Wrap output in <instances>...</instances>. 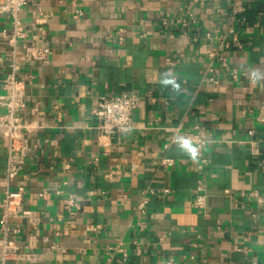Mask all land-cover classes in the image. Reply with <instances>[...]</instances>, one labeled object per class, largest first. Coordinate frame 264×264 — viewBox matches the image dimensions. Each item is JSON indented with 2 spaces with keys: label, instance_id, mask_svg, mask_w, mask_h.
<instances>
[{
  "label": "crops",
  "instance_id": "1",
  "mask_svg": "<svg viewBox=\"0 0 264 264\" xmlns=\"http://www.w3.org/2000/svg\"><path fill=\"white\" fill-rule=\"evenodd\" d=\"M187 2L194 22L182 30L163 29L161 18L176 16ZM230 3L27 1L21 11L26 41L36 38L50 52L19 77L33 75L25 115L46 126L30 134L22 172L12 177L5 172L0 129V197L7 187H24L23 216L11 221L19 228L13 240L33 253L7 264H166L169 258L174 264H264V120L257 119L264 110V0H244L241 47L221 48L237 79L225 72L217 85L203 82L205 50L216 49L224 36L216 13ZM77 7L83 14L74 19ZM8 23L0 14V27ZM6 53L0 39V95ZM122 93L137 95L132 128L110 138L99 135L95 102ZM196 126L207 141L202 168L182 141L163 149L174 129L181 138ZM250 129L259 154L247 142ZM163 157L174 164L162 168ZM110 171L115 178L105 176ZM199 179L204 209L193 206ZM146 188L155 193L145 194L146 212L140 214L136 206ZM163 188L169 192L161 193ZM68 195L79 202L72 217L62 209ZM26 215L39 218L37 230ZM115 246L127 253L125 261L120 252L107 253Z\"/></svg>",
  "mask_w": 264,
  "mask_h": 264
},
{
  "label": "built area",
  "instance_id": "2",
  "mask_svg": "<svg viewBox=\"0 0 264 264\" xmlns=\"http://www.w3.org/2000/svg\"><path fill=\"white\" fill-rule=\"evenodd\" d=\"M28 0H2L0 3V14H5L9 18L8 28L0 27V39L7 46L6 71L3 75L2 89L4 94L0 95V129L2 130L1 146L4 152L5 172L7 176H18L23 169L25 159L29 151V136L32 132H37L46 126V123L39 117L27 118L25 110L27 108L26 85L29 84L33 75L25 74L19 77L21 70L24 67L31 66L37 62L47 60L50 49L46 45L38 43L37 39H32L33 43H27L28 32L25 29L21 19L22 7L26 5ZM78 0H70L73 5H76ZM82 2L92 0H80ZM202 0H191L192 3H197ZM246 5L244 0H231L230 6L226 10L216 13L217 26L223 31L224 36L220 38L218 47L208 48L205 50V55L208 61L205 67V76L203 82L207 84L217 85L220 81V75L226 72L233 80L238 77L237 71L229 65L221 54V48L228 49L232 45L241 47L240 32L242 26L247 22ZM185 10V12H184ZM41 15L42 13L39 12ZM83 14V10L79 7L72 12V18L76 19ZM194 15L191 12L190 3H185L180 9L179 14L174 17L164 16L161 18V26L163 29L182 30L189 23L194 22ZM123 29H119L121 33ZM209 38V35H206ZM108 37L113 38L109 35ZM122 40V36H118ZM0 60L3 59L0 57ZM167 66L171 67L174 62L168 57L166 58ZM175 78H172L174 80ZM137 102V95L134 93H122L111 97H100L92 108V115L95 120L94 129L101 136L112 137L119 132H126L132 128V111ZM38 109L34 107L32 113H37ZM258 120H264V110L258 115ZM197 131L184 132L181 138H177V130L174 129L169 140L163 144V149L177 141L187 140L192 143L197 150L196 156L199 159V167L206 163L204 155V147L207 141L201 136V129L195 127ZM255 131L248 130L251 151L259 154L258 148L252 146L255 143ZM174 164L172 158L163 157L159 160V166L168 168ZM68 164L65 165V168ZM108 179L115 178L113 171L105 175ZM204 184L201 179L198 181V194L195 196L193 206L199 209L205 208V194L202 193ZM24 187L17 186L15 189H4L0 197V264H7L11 259L29 260L33 258V253L24 251L13 240V236L18 234L19 228L11 225V221L22 217L24 210ZM161 193H168V188L160 190ZM154 194L153 188H146L142 191V195L138 200L136 210L140 214H145L147 198L145 194ZM224 193L229 195L230 190L225 189ZM253 197L256 202L261 203L263 199L256 191L247 193ZM79 208V202L73 195H68L62 200V209L68 216H75ZM27 218L30 227L37 230L39 226V218L37 216H24ZM139 226H141L139 224ZM91 228L98 230L99 225H90ZM163 239V236L160 238ZM51 248H55V242ZM28 248V247H27ZM136 250L139 249L138 244H135ZM117 251L122 254L123 261L127 258V253L120 247H109L107 253ZM109 264V263H107ZM166 264H174L173 259L169 258ZM251 264H256L252 262Z\"/></svg>",
  "mask_w": 264,
  "mask_h": 264
},
{
  "label": "clouds",
  "instance_id": "3",
  "mask_svg": "<svg viewBox=\"0 0 264 264\" xmlns=\"http://www.w3.org/2000/svg\"><path fill=\"white\" fill-rule=\"evenodd\" d=\"M180 146L182 148L188 149L191 152L193 159L195 158L197 150L195 148L190 147L189 142L187 140H183Z\"/></svg>",
  "mask_w": 264,
  "mask_h": 264
}]
</instances>
